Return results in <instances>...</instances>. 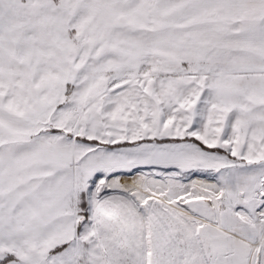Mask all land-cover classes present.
Instances as JSON below:
<instances>
[{
  "label": "snow or ice",
  "instance_id": "snow-or-ice-1",
  "mask_svg": "<svg viewBox=\"0 0 264 264\" xmlns=\"http://www.w3.org/2000/svg\"><path fill=\"white\" fill-rule=\"evenodd\" d=\"M0 264H264V0H0Z\"/></svg>",
  "mask_w": 264,
  "mask_h": 264
}]
</instances>
